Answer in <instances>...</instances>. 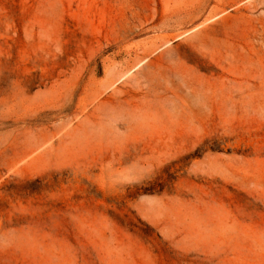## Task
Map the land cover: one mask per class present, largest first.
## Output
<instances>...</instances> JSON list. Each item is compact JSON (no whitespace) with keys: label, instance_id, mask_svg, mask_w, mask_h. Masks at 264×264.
Returning <instances> with one entry per match:
<instances>
[{"label":"rangeland","instance_id":"374dc122","mask_svg":"<svg viewBox=\"0 0 264 264\" xmlns=\"http://www.w3.org/2000/svg\"><path fill=\"white\" fill-rule=\"evenodd\" d=\"M0 264H264V0H0Z\"/></svg>","mask_w":264,"mask_h":264}]
</instances>
